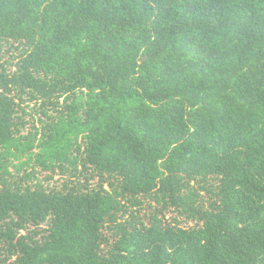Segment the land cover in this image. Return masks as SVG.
Here are the masks:
<instances>
[{
	"label": "trees",
	"instance_id": "trees-1",
	"mask_svg": "<svg viewBox=\"0 0 264 264\" xmlns=\"http://www.w3.org/2000/svg\"><path fill=\"white\" fill-rule=\"evenodd\" d=\"M0 264H264V0H0Z\"/></svg>",
	"mask_w": 264,
	"mask_h": 264
}]
</instances>
